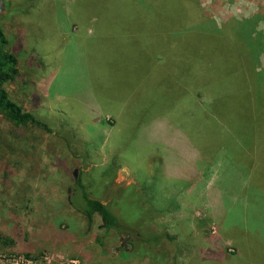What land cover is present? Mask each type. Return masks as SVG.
Returning <instances> with one entry per match:
<instances>
[{
    "label": "rangeland",
    "instance_id": "374dc122",
    "mask_svg": "<svg viewBox=\"0 0 264 264\" xmlns=\"http://www.w3.org/2000/svg\"><path fill=\"white\" fill-rule=\"evenodd\" d=\"M20 1L0 0V23L10 48L39 60L40 70L36 77L20 69L6 88L66 137L15 126L0 114V260L83 264L82 240L91 258L101 257L87 264H164L167 249L179 264H264V0H194L198 15L178 31L193 41L203 39L194 38L198 31L245 44L254 73L240 83L255 87L250 99L260 109L253 119L241 116L246 109L237 107L232 87L220 89L225 97H196L188 86L190 95L174 100L178 89L146 68L143 55L133 57L139 64L133 82L148 83L129 91L125 56L114 50L110 56V46L91 37L89 22L79 28L69 19L75 0H40L6 19ZM42 8L47 17H38ZM242 66L228 61L213 81ZM25 82L33 87L20 93ZM204 105L214 111L220 105V114L190 136L178 108ZM83 191L111 207L115 202L123 228L106 229L97 213L88 223L68 201L72 196L83 209ZM129 230L138 236L124 251L120 232Z\"/></svg>",
    "mask_w": 264,
    "mask_h": 264
},
{
    "label": "trees",
    "instance_id": "16d2710c",
    "mask_svg": "<svg viewBox=\"0 0 264 264\" xmlns=\"http://www.w3.org/2000/svg\"><path fill=\"white\" fill-rule=\"evenodd\" d=\"M39 1L21 0L12 4L6 19L12 15L28 13ZM71 8L69 19L72 20V23L80 28L89 22L94 29L91 37L97 38L100 43L109 45L110 56L113 55V50L116 54L119 52V55L122 53L125 56L126 66L129 67L126 70L128 81L130 80L128 83L129 91H134L135 88L140 90V86L143 88L148 83L147 81V83H142L136 87L137 83L133 82L132 74L135 72V67L139 65L136 62L134 64L133 57L143 55L144 61L142 63L146 68L155 67L157 71L161 72L168 86H174L178 89L176 93L172 91L174 100L179 99V97L186 99L190 95L188 86L191 91L196 90L194 91L198 93H194L196 97H201L202 93L225 97L221 94V90L232 87L237 107L243 103L246 109L241 116L247 117L248 114H253L251 116L253 119L257 115L260 106H256L250 99V92L254 94L255 87H250L249 82L245 79L240 83V77H243V74L246 72L254 73L251 71L252 64L249 65L248 56L244 52L249 51V49L245 50V44L238 38L231 37L232 39L224 42L198 31L193 33L194 38L201 36L203 39L193 41L178 33L180 27L193 24L189 22L195 20V15H198L196 7H194V0H75ZM45 13L46 10L42 8L38 12V17H43ZM188 34L191 35V33ZM205 39L206 41H204ZM20 51L10 48L9 39L0 23V114L15 126L34 125L48 132H56V135L65 138V131L63 132L52 118H48L43 111L37 113L26 109L6 88L8 84H12L20 76V69L27 73L31 72L36 77L39 74L40 61L24 56ZM232 59H238L244 65L240 68L241 72L234 74L231 71L226 74L231 77L226 78L225 76V78H219L218 81H213L212 76L217 72H225L222 69L227 67L228 61H232ZM236 64L237 60L233 67ZM177 68L178 71L175 73ZM208 75H211L212 79L208 78ZM183 85H186V89H183ZM32 87V83L25 82L20 88V93H27L31 91ZM180 87L183 89L181 92ZM194 107L192 110L179 107L177 115V118H180L178 123L181 126L185 124L184 130L190 136L193 131L206 130V120L209 117L214 119L221 111L220 105L217 106V111L208 109L205 105L204 111L201 107ZM206 110L210 111L211 114L206 116ZM250 122L252 124L253 120ZM242 123L245 126V122ZM228 139L229 137L226 136V140ZM239 139L240 136L236 142ZM244 141L246 140L244 139ZM119 188L123 190L126 187L121 186ZM71 198L72 196L68 197L70 205L83 213L88 223H90L92 215L97 213L106 229L118 230L119 227L123 228L125 218L121 214H117L115 202L111 207V204L109 206L106 203L108 200L103 202L91 198L83 191L80 198L85 207L82 209L76 206Z\"/></svg>",
    "mask_w": 264,
    "mask_h": 264
},
{
    "label": "crops",
    "instance_id": "0c3cea01",
    "mask_svg": "<svg viewBox=\"0 0 264 264\" xmlns=\"http://www.w3.org/2000/svg\"><path fill=\"white\" fill-rule=\"evenodd\" d=\"M113 231V230H112ZM135 231V233H137V235H136V237L138 236V230H129V232H126L127 234H131L130 232H134ZM55 234H59L58 232H54ZM155 233V235H156V232H154ZM177 235V234H176ZM80 239V238H79ZM131 241H129V243H130ZM78 243H79V245H80V247H79V250H84L85 251V253L83 254V255H86L87 257H85V258H83V264H87V262H88V260H90V259H98V258H101V257H95V258H91V253H90V251H88L87 249H84L85 247L83 246V241L82 240H78ZM128 243V244H129ZM128 244H126V247H127V245ZM226 244V243H225ZM227 245V244H226ZM126 249H128V248H126ZM126 249H124V251L126 250ZM193 251H195V248H193L192 249ZM167 251H168V253L166 252V254H165V256L167 255L168 256V258H166L165 260H164V264H179L181 261L180 260H178V258H176V253H170L169 252V249H167ZM180 251H183V252H185L184 251V247L183 246H180ZM204 251H205V249H204ZM233 251V249H230V248H227V252L229 253V252H232ZM161 252V251H160ZM189 252V251H188ZM119 253H120V251H119ZM119 253H118V255H119ZM184 255V253L181 255V257ZM116 257H118V256H116V255H112V256H110V260H113V259H116ZM177 257H178V255H177ZM87 259V260H86ZM187 259H188V257H187ZM182 260L184 261V260H186V259H184V258H182ZM155 264H162V263H159V262H157V261H155ZM181 264H183V263H181Z\"/></svg>",
    "mask_w": 264,
    "mask_h": 264
},
{
    "label": "flooded vegetation",
    "instance_id": "af4514ba",
    "mask_svg": "<svg viewBox=\"0 0 264 264\" xmlns=\"http://www.w3.org/2000/svg\"><path fill=\"white\" fill-rule=\"evenodd\" d=\"M122 237L120 238L121 245L125 242V244H128L129 241H132L133 239L136 238L137 233L135 231L132 234H127L126 232H120ZM127 247H125L126 249Z\"/></svg>",
    "mask_w": 264,
    "mask_h": 264
},
{
    "label": "built area",
    "instance_id": "2783aa9c",
    "mask_svg": "<svg viewBox=\"0 0 264 264\" xmlns=\"http://www.w3.org/2000/svg\"><path fill=\"white\" fill-rule=\"evenodd\" d=\"M76 262H78L77 260H70V263H68V264H77ZM6 264V262H2L1 260H0V264ZM17 263V262H16ZM21 263H22V261H21ZM23 263H25V264H37V262H31L30 260H28V261H26V262H24L23 261ZM22 263V264H23ZM79 264V263H78Z\"/></svg>",
    "mask_w": 264,
    "mask_h": 264
},
{
    "label": "water",
    "instance_id": "95a60500",
    "mask_svg": "<svg viewBox=\"0 0 264 264\" xmlns=\"http://www.w3.org/2000/svg\"><path fill=\"white\" fill-rule=\"evenodd\" d=\"M76 175H77V170L75 169L74 170V176L76 177Z\"/></svg>",
    "mask_w": 264,
    "mask_h": 264
}]
</instances>
